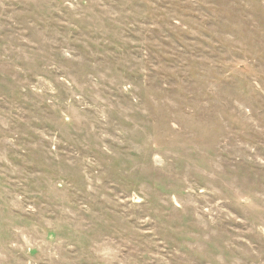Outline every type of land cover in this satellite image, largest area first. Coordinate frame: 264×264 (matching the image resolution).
<instances>
[{
    "label": "rangeland",
    "instance_id": "1",
    "mask_svg": "<svg viewBox=\"0 0 264 264\" xmlns=\"http://www.w3.org/2000/svg\"><path fill=\"white\" fill-rule=\"evenodd\" d=\"M0 264H264V0H0Z\"/></svg>",
    "mask_w": 264,
    "mask_h": 264
}]
</instances>
